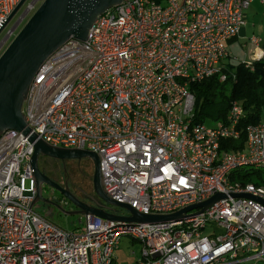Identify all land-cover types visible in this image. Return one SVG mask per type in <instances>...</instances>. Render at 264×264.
I'll return each mask as SVG.
<instances>
[{"label":"built area","instance_id":"built-area-1","mask_svg":"<svg viewBox=\"0 0 264 264\" xmlns=\"http://www.w3.org/2000/svg\"><path fill=\"white\" fill-rule=\"evenodd\" d=\"M21 1L0 0V23ZM254 1L124 0L95 20L87 40L71 38L42 64L24 102L39 139L96 152L106 193L141 213L225 197L177 221L86 214L81 231H67L36 212L34 142L8 129L0 135V264H112L123 236L142 243L137 264H264V185L233 178L238 169L264 168V118L247 128L243 150L223 149L241 136V102L208 126L194 122L190 90L216 74L227 79V42Z\"/></svg>","mask_w":264,"mask_h":264},{"label":"water","instance_id":"water-1","mask_svg":"<svg viewBox=\"0 0 264 264\" xmlns=\"http://www.w3.org/2000/svg\"><path fill=\"white\" fill-rule=\"evenodd\" d=\"M27 0H22L9 17L0 23V32L7 27ZM124 0H43L20 31L0 54V135L5 130L21 131L28 140L34 142L35 152L32 167L37 186V197L42 198L41 185L44 181L52 183L70 200L77 211L69 214H91L106 220L138 223H161L177 221L187 217L186 212L196 207H207L225 197L217 193L206 201L188 206L168 215L144 214L126 203L111 198L102 182L100 158L94 151L62 148L50 145L29 127L24 117V102L29 87L42 64L64 43L71 38L85 41L95 20L109 8L120 5ZM19 24V22L17 23ZM17 26V25H16ZM15 31V27L13 28ZM51 156L58 159H92L95 166L94 191L104 204L98 201L86 202L77 198L68 189L51 182L38 166L39 156ZM37 177V178H36ZM236 196L252 197L250 194ZM35 201V202H36ZM108 207H121L129 213L119 215Z\"/></svg>","mask_w":264,"mask_h":264},{"label":"trees","instance_id":"trees-1","mask_svg":"<svg viewBox=\"0 0 264 264\" xmlns=\"http://www.w3.org/2000/svg\"><path fill=\"white\" fill-rule=\"evenodd\" d=\"M224 67L226 80H221L220 75L216 74L190 85L195 96L194 122L202 123L206 118L226 121L233 101L241 102L244 111L240 123L241 136L238 140H226L222 143L223 149L238 151L246 146L247 128L264 118V57L253 60L250 65L225 61ZM233 178L264 185V169H238Z\"/></svg>","mask_w":264,"mask_h":264},{"label":"rangeland","instance_id":"rangeland-1","mask_svg":"<svg viewBox=\"0 0 264 264\" xmlns=\"http://www.w3.org/2000/svg\"><path fill=\"white\" fill-rule=\"evenodd\" d=\"M33 1L34 0L26 1L23 7L19 10V12L14 16V18L10 21V23L1 33L0 41L3 39L5 34L8 32V30L11 29V27L18 20V18L19 17L21 18L24 15L27 8L29 9V7H31L30 4ZM40 4L41 3L36 4V6H34L33 9L31 8V10L28 11V13H26L27 14L26 17L19 25V27L16 29L15 34L11 36L10 39L5 43L0 54L3 52V50H5L8 44L14 38V36L20 31V29L24 26V24L27 22V20L30 18V16L34 13V11L37 9V7ZM245 20L247 23L246 25H248L247 26L248 36L255 34L256 36L264 40V6L258 1H256L248 9L245 10ZM243 43H244L243 40H237L236 42L231 43L232 44L231 45L232 56L230 58L231 61L235 63H239V61L248 62L254 59V52L256 51L257 46L253 42H251L247 47H243ZM217 121L219 120L206 118L205 123L208 126H212ZM85 160H89V159H85ZM91 173L93 175V172ZM90 182L86 180V183L84 184L86 185V188L89 189L87 190L90 192L88 199L90 201L94 200L100 203L95 191L94 192L91 191L90 188L88 187V185L90 186ZM92 185L93 184L91 182V186ZM41 191H42L41 192L42 198L38 199V201H36L35 203L36 212L42 215H44V213L46 215L48 214L50 220L59 227H61L62 229H65L67 231H74V232L81 231L82 229L81 222L84 220L83 215L67 213L68 211H71L73 209L72 203L69 200L66 201L58 191L56 190L53 191L52 188H50L46 184L41 185ZM108 209L114 210L120 214L129 213L126 209L121 207H108ZM220 230L221 229H216L217 232ZM211 232H213V230L208 228L204 233L210 234ZM141 257H142V243L134 240L130 236H123L119 247L115 251L116 262L114 264H137L138 263L137 260ZM259 264H263V263L259 262Z\"/></svg>","mask_w":264,"mask_h":264},{"label":"flooded vegetation","instance_id":"flooded-vegetation-1","mask_svg":"<svg viewBox=\"0 0 264 264\" xmlns=\"http://www.w3.org/2000/svg\"><path fill=\"white\" fill-rule=\"evenodd\" d=\"M21 23L22 20L19 24H17V21L14 23L12 27H15V31ZM85 159L63 160L51 156L40 155L38 159V166L41 173L45 177H47L51 182L61 186L62 188L68 189L80 200L90 201L88 199V196L90 195V192L88 191L89 189L86 188V185L84 184L86 183V180H88L89 182L91 181L93 185L91 186L90 182V186L88 185V187L91 191L94 192L93 176L95 166L92 159H89L90 161ZM91 172H93V175ZM34 176L36 175L34 174ZM43 184L48 185L50 188H52L53 191H58L66 201L68 200L62 194V192L58 188H56L52 183L44 181ZM98 200L100 201V204H104L100 199ZM72 205V210L77 211L78 207H76L73 203Z\"/></svg>","mask_w":264,"mask_h":264},{"label":"crops","instance_id":"crops-1","mask_svg":"<svg viewBox=\"0 0 264 264\" xmlns=\"http://www.w3.org/2000/svg\"><path fill=\"white\" fill-rule=\"evenodd\" d=\"M256 1H258V0H256ZM256 1H254L252 4H254ZM259 2V1H258ZM260 3V2H259ZM251 4V5H252ZM250 5V6H251ZM247 24V23H246ZM244 25L242 28H241V30H240V32H239V34L236 36V37H234L233 39H231V40H229L228 42H227V49H228V53H229V55H228V57L226 58V62L227 63H232V64H238V63H235V62H233V61H231L230 60V58H231V56H232V49H231V43H234V42H236L237 40H243L244 41V43H243V47H247L251 42H253L252 41V38L253 37H256V38H258L259 40H260V42H259V44L258 45H256L254 42V44L257 46V49H256V51L254 52V59L253 60H255V59H257V58H259V57H261V55H262V53H263V57H264V40L263 39H261L260 37H258V36H256L255 34H252L251 36H248V30H247V26L248 25ZM252 60V61H253ZM252 61H248V62H252ZM241 62H244V61H241ZM240 61H239V63H241ZM248 62H245V63H248ZM86 202H90V201H86ZM72 211H74V210H71L70 212H72ZM80 215H83V217H84V214H80ZM44 216H46L49 220H50V217H49V215L47 214H45L44 213ZM51 221V220H50ZM52 222V221H51ZM81 222V221H80ZM54 223V222H53ZM82 223V225H83V221L81 222ZM55 224V223H54ZM58 226V225H57ZM140 259V258H139ZM139 259L137 260V262L139 261ZM116 262V258L114 259V261H113V263L112 264H114ZM136 262V263H137Z\"/></svg>","mask_w":264,"mask_h":264}]
</instances>
